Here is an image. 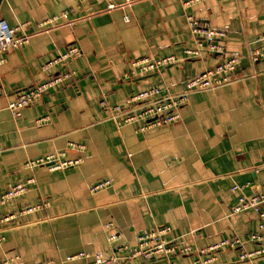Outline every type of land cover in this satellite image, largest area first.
Instances as JSON below:
<instances>
[{
	"label": "crops",
	"instance_id": "obj_1",
	"mask_svg": "<svg viewBox=\"0 0 264 264\" xmlns=\"http://www.w3.org/2000/svg\"><path fill=\"white\" fill-rule=\"evenodd\" d=\"M183 0H0L9 25L29 21L27 43L9 49L0 65V194L30 177L29 190L0 201V259L20 255L21 264H95L81 252L132 246L155 227L167 238L200 248L221 239L247 237L259 229L256 211L231 214L241 194L264 192V61L251 63L249 44L264 32V0H200L189 10L228 31V53L244 56L237 79L190 95L181 119L146 133L133 123L117 125L100 105L123 103L131 93L159 84L164 93L183 89L188 76L216 64L219 53L186 58L194 45ZM68 11V18L40 24ZM129 15V21L124 16ZM78 42L73 78L50 88L14 116L8 103L20 89L44 80L43 65ZM177 55L170 64L132 79L133 57ZM49 115L39 124L37 119ZM71 141L85 145L71 147ZM54 151L79 164L51 170L27 164ZM110 178L111 185L92 186ZM238 184L242 190H233ZM49 205L20 214L26 205ZM10 215L9 221L2 218ZM121 238L109 239L112 232ZM189 231L194 236L188 235ZM258 247L248 241L246 249ZM126 255L128 253L125 252ZM214 264H264V255L242 261L237 249L217 252ZM205 264L198 253L130 258L128 264Z\"/></svg>",
	"mask_w": 264,
	"mask_h": 264
},
{
	"label": "built area",
	"instance_id": "obj_2",
	"mask_svg": "<svg viewBox=\"0 0 264 264\" xmlns=\"http://www.w3.org/2000/svg\"><path fill=\"white\" fill-rule=\"evenodd\" d=\"M134 0H125L121 4L110 2L109 9L118 6L124 7ZM200 0H183L182 6L185 11L186 21L193 37L194 45L186 47V58H199L205 55L219 53L222 58L213 66L203 71L188 76L184 81L183 89L177 93H164V88L159 85H151L131 93L123 103L111 104L106 97L100 99V105L107 109L111 117L118 126L133 123L136 131L146 133L157 126H167L181 119V108L188 102L190 95L197 91L215 89L235 81L244 56L240 53L230 54L227 50L228 31L219 28L198 17L189 10ZM68 18V11L48 17L40 24V28H45L47 24H55L60 19ZM129 21V15L124 16ZM29 21H24L16 26H11L2 16H0V65L5 61V54L9 49L21 47L27 43L32 35L28 31ZM83 52L82 46L78 43L69 44L64 51L43 65L48 76L29 87L20 89L15 99L8 103V108L14 116H20L22 109L38 101L50 88L63 83L74 77L75 71L71 68V61ZM248 58L251 63L264 61V32L256 35L249 44ZM181 58L177 55L156 56L144 55L133 57L129 61V66L124 73V77L132 79L142 74L158 71L170 64L180 63ZM2 88L0 87V92ZM50 116L44 115L37 119L39 124L49 121ZM71 147L84 149L85 145L76 141H71ZM65 151H54L38 159H33L27 164L29 167L46 165L51 170L67 168L80 163V158H63ZM35 182L34 177L28 178L24 182H17L0 194V201L7 203L13 198L22 195L29 190L31 184ZM112 179L100 180L92 186L96 191L111 185ZM238 184L233 186V190H242ZM49 205L48 199H42L37 204L26 205L19 211L20 214L32 212ZM244 210L256 211L259 218V229L252 231L246 238L239 235L227 237L209 245L197 248L192 243L181 244L178 238H167L170 226H158L141 234L134 245H117L110 251H97L93 253L81 252L75 257H92L95 264H128L130 258L142 257L145 261L156 257H170L172 255H190L198 253L205 264H214L217 260V252L225 249H237L239 258L242 261L253 260L264 255V192L253 195L241 194L237 203L231 208V214ZM12 216L7 215L3 221H9ZM188 235L194 236L193 231ZM120 232H112L109 239L115 241L121 238ZM248 241L258 244L252 250L246 249ZM128 253V255L125 254ZM22 258L16 254L0 259V264H21ZM39 264H45L40 262ZM140 264H147L146 262Z\"/></svg>",
	"mask_w": 264,
	"mask_h": 264
}]
</instances>
